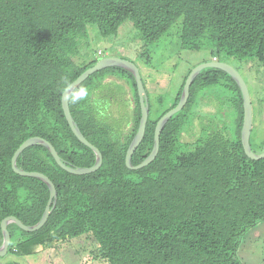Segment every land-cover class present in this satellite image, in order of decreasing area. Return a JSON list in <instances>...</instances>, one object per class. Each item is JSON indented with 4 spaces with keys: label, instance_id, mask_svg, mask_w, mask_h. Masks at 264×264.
Here are the masks:
<instances>
[{
    "label": "trees",
    "instance_id": "trees-1",
    "mask_svg": "<svg viewBox=\"0 0 264 264\" xmlns=\"http://www.w3.org/2000/svg\"><path fill=\"white\" fill-rule=\"evenodd\" d=\"M126 19L145 45L179 23L184 47L210 45L208 61L255 57L264 64V0H0V223L13 215L35 224L48 202L43 180L12 168L13 154L27 138L47 139L67 165L95 162L94 151L76 137L66 119L62 93L97 61L74 60L87 25L96 24L102 35H110ZM190 71L168 108L151 117L149 102L133 165L150 153L156 123L179 101ZM110 82L123 85L127 102L121 103L113 89L105 104L95 97ZM217 84L229 90L237 133L230 138L221 123L207 120L193 141L182 142L185 110L197 91ZM114 104L122 106L118 129L119 118H108ZM69 106L84 136L100 149L102 165L74 174L45 146L27 147L17 165L47 175L56 186L57 203L36 231L10 223L7 253H34L90 234L99 244L97 257L107 264H244L237 257L240 238L264 221V157L252 159L244 151L242 92L230 74L214 67L201 70L185 106L165 124L157 156L139 169L125 163L141 117L130 71L113 66L91 74L71 93ZM259 107L263 110L264 100ZM193 129L187 131L190 136ZM189 144L190 149L183 148Z\"/></svg>",
    "mask_w": 264,
    "mask_h": 264
},
{
    "label": "rangeland",
    "instance_id": "rangeland-1",
    "mask_svg": "<svg viewBox=\"0 0 264 264\" xmlns=\"http://www.w3.org/2000/svg\"><path fill=\"white\" fill-rule=\"evenodd\" d=\"M82 35L78 54L74 56L76 62L85 64L103 56H114L130 60L138 66L149 95L151 117L157 116L158 112L173 103L187 72L210 58V45L207 42L200 50L182 45L179 23L172 25L157 41L149 45H145L140 31L130 19L121 23L114 34L102 35L96 24L90 23ZM222 59L239 71L248 86L253 108L251 137L255 146L261 148L264 145V107L263 110L260 109L259 100H264V64L259 63L255 57ZM99 77L100 75L97 76ZM112 89L121 97V103L127 102L124 87L118 82H110L106 90L102 93L96 92L95 97L104 100L102 103L105 104L108 95L113 92ZM121 108L119 104H114L112 110H109L108 118H119L116 129L122 127V112L119 111ZM115 109L118 112H114ZM185 112L182 142L193 141L197 133L190 136L187 131L191 127L195 128L193 132L202 130V127L207 126V120L221 123L224 134L230 138L237 133L236 112L231 105L229 90L224 85L217 84L197 91L194 103ZM126 117V114L123 115V118ZM124 128L125 125L122 130ZM191 146L189 144L183 148L190 149ZM98 249V242L90 234H85L34 253H6L0 256V264H107L104 259L97 257ZM237 257L244 264H264V221L250 227L242 235Z\"/></svg>",
    "mask_w": 264,
    "mask_h": 264
},
{
    "label": "water",
    "instance_id": "water-1",
    "mask_svg": "<svg viewBox=\"0 0 264 264\" xmlns=\"http://www.w3.org/2000/svg\"><path fill=\"white\" fill-rule=\"evenodd\" d=\"M113 66L124 68L133 74L135 81H136V85H137V91H138L140 107H141V117H140L139 126L127 148L126 155H125V163L128 168L139 169L141 167L148 165L151 161L155 159L159 151L160 135H161V132L165 124L167 123V121L173 114L180 111L185 106L186 102L188 101L189 95H190L191 84L193 83L196 76L201 72V70L206 67H214V68H219V69L226 71L228 74L231 75V77L238 84L242 92L243 111H244L243 123L241 127V141H242L244 151L252 159H260L264 157V149L261 152H254L250 144V136H251L252 125H253V108H252V102H251L249 89H248V86L245 80L243 79L239 71L235 67L230 65L229 63L222 61V60L213 59V60L199 63L198 65L194 66L191 69V71L188 73L185 79L179 101L174 107H172L166 113H164L158 119L156 123L155 130H154V143H153V147L150 153L140 163L133 165L131 161L132 154L136 150V148L139 146L141 141L143 140L145 131H146V124L148 121L149 110H150L148 95H147V92H146V89L143 83L140 70L134 62L127 60V59L114 57V56H103L99 58L92 66L84 70L75 80H73L65 88V90L62 93V98H61L64 114L66 116V119L72 131L82 143H84L85 145H87L94 151L95 156H96L95 162L91 166H88V167H73V166L67 165L66 163L62 161L55 147L47 139L40 137V136H32V137L27 138L25 141H23L13 154L12 168L16 173L20 175L37 177L43 180L49 188V198H48L47 205L44 209V212L40 220L35 224H32V225L24 224L20 219H18L17 217L13 215L7 216L2 219L0 223L1 229H2V243L0 245V256L5 255L8 252V247L11 241L10 232L8 230V225L10 223H15L21 229L28 231V232L36 231L40 229L46 223L49 217V214L55 208L56 203H57L58 194H57L56 186L47 175H45L44 173L40 171H27L17 165L18 157L27 147L35 145V144H41L45 146L46 148L49 149V151L51 152L56 162L63 169L67 170L68 172L74 173V174H87L90 172H94L102 165L103 155L100 149L94 144H92L84 136V134L82 133L81 129L79 128L78 124L76 123V121L74 120L71 114V110L69 106V97L71 93L75 90V88L79 86L91 74L99 70H102L104 68L113 67Z\"/></svg>",
    "mask_w": 264,
    "mask_h": 264
},
{
    "label": "flooded vegetation",
    "instance_id": "flooded-vegetation-1",
    "mask_svg": "<svg viewBox=\"0 0 264 264\" xmlns=\"http://www.w3.org/2000/svg\"><path fill=\"white\" fill-rule=\"evenodd\" d=\"M223 61V60H222ZM203 111H204V109H203ZM197 133V135H196V137L199 135V129L196 131V132H193L192 134H191V136H193L194 134H196ZM250 144H251V148H252V150L254 151V152H261L263 149H264V145L261 147V148H259V147H256L255 146V144L253 143V140H252V142H251V136H250ZM253 144V145H252Z\"/></svg>",
    "mask_w": 264,
    "mask_h": 264
}]
</instances>
